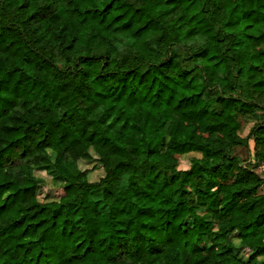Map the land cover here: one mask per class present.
<instances>
[{"label": "trees", "instance_id": "1", "mask_svg": "<svg viewBox=\"0 0 264 264\" xmlns=\"http://www.w3.org/2000/svg\"><path fill=\"white\" fill-rule=\"evenodd\" d=\"M260 165L264 0H0V264H264Z\"/></svg>", "mask_w": 264, "mask_h": 264}, {"label": "rangeland", "instance_id": "2", "mask_svg": "<svg viewBox=\"0 0 264 264\" xmlns=\"http://www.w3.org/2000/svg\"><path fill=\"white\" fill-rule=\"evenodd\" d=\"M198 39L203 41L204 38L202 36H198ZM252 126V123L249 122L248 120L244 119L242 122V128L239 132V134L243 137H245L248 134V131L250 129V127ZM252 142L249 141V147H248V152H246L245 148H236V154L238 156H240V158L242 159V161L248 162L249 158H251V166L248 165L249 167H252L255 162L253 161V158L250 157V155L252 154ZM200 154L196 153V152H192V153H188V154H183L181 156H179V165H178V169L184 170L187 169L190 165V160L193 157H199ZM244 162L245 165H247ZM78 167L81 170H87V177L90 181H97L102 175H103V170L101 168V166L98 163L92 162L89 163L87 161H79L78 163ZM256 171H258V173L260 175H263V171H264V165H260L259 167L256 168ZM35 176L42 179L44 181V184L41 186V189L39 191V196L42 199L45 200H51V199H56L58 197V195L61 194L62 190L61 187L59 186V183L57 181H55L54 177V173L50 170V169H40V170H36L35 171ZM125 178L122 179V184L124 183ZM259 191L261 193L264 192V185L259 189ZM95 197H99L100 193H96L94 195Z\"/></svg>", "mask_w": 264, "mask_h": 264}]
</instances>
